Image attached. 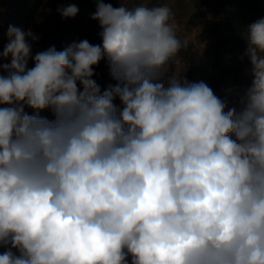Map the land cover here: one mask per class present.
I'll use <instances>...</instances> for the list:
<instances>
[{"label": "clouds", "instance_id": "1", "mask_svg": "<svg viewBox=\"0 0 264 264\" xmlns=\"http://www.w3.org/2000/svg\"><path fill=\"white\" fill-rule=\"evenodd\" d=\"M92 19L102 44L34 57L37 37L8 28L0 264H264V18L244 36L253 79L239 111L178 73L154 82L188 46L166 4L97 0ZM104 58L119 83L101 94Z\"/></svg>", "mask_w": 264, "mask_h": 264}, {"label": "rangeland", "instance_id": "2", "mask_svg": "<svg viewBox=\"0 0 264 264\" xmlns=\"http://www.w3.org/2000/svg\"><path fill=\"white\" fill-rule=\"evenodd\" d=\"M113 2L112 6L135 8L140 4L148 7L167 5L173 13V24L177 37L188 41L187 48H182L167 71L158 81L167 86L169 78L178 73L188 83H206L221 100L227 102V108L242 107L240 101L251 86V64L247 57L241 60L247 49L244 38L249 25L264 18V0H103ZM75 5L79 11L74 17H63L60 8ZM97 7V0H0V54L9 43L8 28L15 26L31 31L37 39L29 40L32 57L36 53L55 47L62 51L73 43L87 39L91 44H102L98 21L92 19ZM231 27L237 28L233 31ZM11 57L0 55V64H10ZM34 67V60L29 59L27 68ZM92 79L100 87L101 94L118 81L110 74L107 58L94 66ZM0 69V75H7ZM82 90V86L78 85ZM114 105L122 110L119 97H114ZM7 105H0L6 107ZM227 108L225 109L227 111ZM29 115L36 111L25 106ZM41 117L54 120L51 109L39 112ZM235 139V136H232ZM10 247V246H9ZM7 248L0 246V254ZM17 255L19 254L13 249ZM131 264V257H128Z\"/></svg>", "mask_w": 264, "mask_h": 264}, {"label": "trees", "instance_id": "3", "mask_svg": "<svg viewBox=\"0 0 264 264\" xmlns=\"http://www.w3.org/2000/svg\"><path fill=\"white\" fill-rule=\"evenodd\" d=\"M26 1H35V0H26ZM1 2H3V0H1ZM112 3H113V2H111V4H112ZM112 5H113V4H112ZM231 28L233 29V31H238L237 28H236V29H235L234 27H231ZM239 40L242 41V42H246V40H245L244 38H241V37L239 38ZM5 73H6V72H5ZM5 73H4V74H5ZM6 74H7V73H6Z\"/></svg>", "mask_w": 264, "mask_h": 264}]
</instances>
